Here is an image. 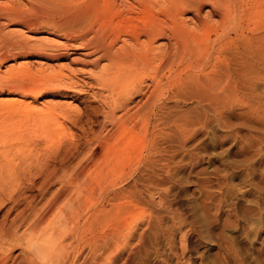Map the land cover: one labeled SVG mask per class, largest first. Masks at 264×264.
Here are the masks:
<instances>
[{
    "label": "bare ground",
    "instance_id": "6f19581e",
    "mask_svg": "<svg viewBox=\"0 0 264 264\" xmlns=\"http://www.w3.org/2000/svg\"><path fill=\"white\" fill-rule=\"evenodd\" d=\"M33 1L30 11L34 18H25L21 13L11 14L14 17L11 30L22 37L13 44L18 49L16 53L12 48L13 54L5 52L0 55L2 62L39 55L40 50L32 52V49L45 45L46 41L57 40L50 37L52 35L64 38L67 42L65 48L70 46L82 50L81 53H71L72 61H83L85 57L96 66L103 62L95 75L98 91L94 92L101 107H90L91 115L96 119L90 115V120L87 118L89 128L84 125L83 140L80 142L78 139V144H73L78 152L86 153L87 150L88 155L100 154L99 147H96L99 152L93 148L98 144L105 149L103 154H108L112 141L119 142L128 136L132 138L137 126L147 130L151 124L149 128L156 126L158 129L160 122L170 123L173 119L168 103L170 99L162 101L161 98L173 84L176 90L169 88L173 90V95L170 91L171 97H175L177 91L180 96L201 103L217 105L225 97H237L242 104L246 102V95L252 93L255 80H264V0ZM206 6H210V11H204ZM257 14L262 16L259 26L256 23V27L245 28L242 25L245 21H254V17L259 16ZM191 20L193 26L190 25ZM3 21L0 20V35L8 25ZM20 25L25 27L26 34ZM43 25L48 29L47 35L41 34L44 32L40 29ZM69 53L51 51L40 56L58 61ZM14 64L5 70L6 80L2 76L1 92L7 88L9 93L25 98H36L51 89L55 94H61L63 90L64 96L71 98L83 93L73 77L62 69L45 73L43 70L32 71L29 66H24L26 62L16 68ZM0 112L5 115H1V122L16 118L21 128L48 120L54 121L52 125H59L61 117L72 113L69 108L61 106L37 109L26 105L23 108L10 102ZM173 123L175 121L169 125L172 127ZM95 126L99 127L98 130L94 129ZM162 128L155 134H163ZM26 142L29 145L22 142V148L25 145L31 148L32 145L36 149L38 142ZM19 144L17 147H20ZM3 149L0 150V209L8 203L11 205L0 220V264H70L77 258L73 257L78 248L77 236L92 228L91 222L85 223L83 229L79 225V210L85 203L81 189H92L90 164L58 165V153L39 156L4 154L8 150ZM11 150L14 148L10 146L9 152ZM55 185H58L57 188L51 189ZM36 188L37 195L27 193ZM121 192L124 193V189ZM90 203L92 201L87 205L89 209ZM21 206L24 207L19 209ZM15 210L19 211L9 221L10 213ZM22 226L26 228L21 232ZM49 229L53 230L51 236L44 238ZM36 233L37 240H40L39 243L34 241L36 245H33L30 235ZM85 243L89 253L84 264H91L93 243L91 239ZM18 246L21 248L20 255L14 257L13 251Z\"/></svg>",
    "mask_w": 264,
    "mask_h": 264
},
{
    "label": "rangeland",
    "instance_id": "374dc122",
    "mask_svg": "<svg viewBox=\"0 0 264 264\" xmlns=\"http://www.w3.org/2000/svg\"><path fill=\"white\" fill-rule=\"evenodd\" d=\"M33 2L0 0V20L8 24L0 35L1 56L5 52L8 55L16 53L18 49L13 44L22 37L11 30L14 22L11 14L21 13L25 18H34L30 11ZM204 11H210V6H206ZM257 15L254 21H245L242 25L245 28L259 26L262 16ZM191 22L193 26V20ZM22 27L25 32V27ZM40 29L44 31L42 35H47V27L43 25ZM50 37L58 41H46L47 47L37 45L32 49V52L40 50L39 55L14 62H2L0 56V81L6 78L5 72L10 65L15 63L16 68L26 62L24 66L37 72L43 70L50 73L62 69L73 77L83 93L71 98L65 97L63 90V93L55 94L51 89L36 98H25L9 93L7 88L2 92L0 90V109L10 102L23 108L26 105L37 109L61 106L72 112L61 119L59 117V125H52L53 120L39 121L38 125L22 127L25 132L16 118H13L16 122L4 120L2 124L0 121V150H8L4 154L38 156L58 153V165L90 164L92 189L80 186L85 203L79 210V225L83 229L85 223L91 222L92 228L77 236L78 248L73 255L77 258L70 264H84L89 253L85 242L89 239L93 243L91 264H264V80H255L252 93L246 95V102L242 104L237 97H225L217 105L201 103L193 98L186 99L177 91L175 97H171L176 90L173 84L170 86L173 90L169 87L167 96L164 91L165 97L161 98L162 101L170 99L172 121H175L172 127L169 125L172 121L160 122L157 127H163V134L156 135V126L149 128L153 124L147 130L139 125L134 129L132 138L128 136L119 142L112 141L108 154H103L105 149L96 144L92 147L97 152L100 149V154L88 155L87 150V154L78 152L73 144L83 140L84 130L89 128V115L96 119L91 115L90 107H101L94 92L98 91L95 75L103 62L96 66L83 56V61L74 62L70 59L71 53H81L82 50L70 46L65 48L67 42L64 38ZM55 42L57 45H54ZM12 48L16 49L13 53ZM50 50L70 53L58 61L40 56L50 53ZM99 109L101 112L102 109ZM68 116H72L71 120ZM98 119L101 120L102 116L99 115ZM98 128L94 127L95 130ZM140 128L143 130L140 131ZM26 141L38 142L39 145L35 146L36 149L32 145L30 148L24 144ZM22 142L26 149L22 148ZM18 143L20 147H17ZM10 146L15 151L9 152ZM69 151H74V154H68ZM57 186L51 189L55 190ZM123 189L124 193L121 192ZM28 192L38 194L37 188ZM84 197L92 201L90 209ZM9 205L11 203L0 209V220ZM18 211L10 213L9 221ZM25 228L22 226L20 231ZM52 231L49 229L44 238L51 236ZM30 236L32 244L36 245L37 233ZM39 240L36 242L39 243ZM20 252L18 246L13 251L14 257H19Z\"/></svg>",
    "mask_w": 264,
    "mask_h": 264
}]
</instances>
